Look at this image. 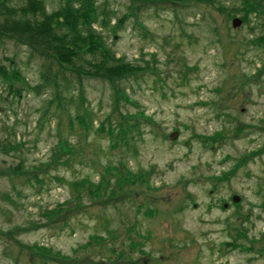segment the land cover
Masks as SVG:
<instances>
[{"label":"rangeland","instance_id":"1","mask_svg":"<svg viewBox=\"0 0 264 264\" xmlns=\"http://www.w3.org/2000/svg\"><path fill=\"white\" fill-rule=\"evenodd\" d=\"M219 1L163 0L127 19L117 35L106 32L118 56L147 67L118 84L135 105L115 104L116 84L86 79L62 86L66 113L54 86L42 85L43 60L0 39V64L19 68L28 82L12 94L0 77V168L53 163L61 139L77 153L68 164L59 162L67 156L55 157L58 164L40 173L50 185L42 192L34 179L0 170V264H264V0ZM44 2L48 11L63 4ZM107 2L119 16L128 12L129 0ZM236 18L243 21L237 27ZM83 103L94 126L78 124ZM140 111L151 120L140 117L143 137L133 148L112 146L109 132L97 130L108 116L132 121ZM214 137L215 146L205 142ZM18 142L19 150L1 151ZM122 159L148 181L127 180L111 197L99 183L84 187L83 178L100 181L105 164L112 165L109 184L118 187L114 166ZM222 170L225 181L217 177ZM58 202L64 210L49 221L46 208ZM237 242L249 249L231 244ZM35 243L46 249H32Z\"/></svg>","mask_w":264,"mask_h":264},{"label":"trees","instance_id":"2","mask_svg":"<svg viewBox=\"0 0 264 264\" xmlns=\"http://www.w3.org/2000/svg\"><path fill=\"white\" fill-rule=\"evenodd\" d=\"M61 1H63L61 7L53 11L47 10V4H45L44 0H26L28 4L20 8L0 2V16L2 17L0 20V39L9 38L17 44L26 45L30 48L31 55L38 56L43 60L45 64L43 65L42 85L54 86V100L58 101L60 106L64 107L63 101L66 99L61 93V90L64 88L62 86L69 87L71 84H76L75 82H79V84L82 85L86 79H100L108 81L111 84H116L117 88L115 90L117 95L114 99L115 104L119 106L121 101L134 104V100L129 96L126 90L118 84L130 78H136L142 75L141 73L145 72L147 67L140 65L139 61L128 60L125 55L118 56L117 52L114 51L109 44L106 32H109L111 29L113 34L117 35L118 29L120 28L119 26L127 19L133 16L136 17L145 6L155 5L163 0H129L130 5L128 7V12L121 16L116 13L115 9L110 8L111 6L107 0L103 3H99V0ZM168 1H195L198 3L217 4L219 0ZM244 2H246L248 6L258 4V0H244ZM219 3L220 8H222V3L220 1ZM19 12L21 14H18ZM114 17L116 18V23L112 26V19ZM97 26L100 27V29H98ZM0 77L7 82L12 94H20L22 87H18V85L20 84L23 86L28 83L26 76L23 75L21 70L17 67L9 70L4 65L0 64ZM81 95L82 104L84 97L83 94ZM82 109L83 114L77 115L79 126H88V124L89 126L90 124L93 125L94 112L85 106L84 103ZM63 111L68 113L66 108ZM139 114L144 116L142 112ZM126 117L127 116H124L118 123H115L113 118L108 116L97 127L99 131L109 132L111 140L113 141L112 146H118L121 143L130 146V142L135 139L134 132L139 129L140 117L136 115L132 121ZM217 135L220 137L222 133L217 132ZM211 139L212 141L205 140V142L215 146V142L219 139H217V137ZM12 145L13 147L2 145L1 151L7 153L6 150L8 148L11 150L14 149L15 151L20 149L19 142ZM58 146L59 147L54 152L55 155L52 157V159H54L53 163L41 162L38 165H33L32 169H27L23 163H20L17 166L0 168V170L3 176L15 175L16 178H23L29 183L34 179L35 185L39 186L40 192L50 189L46 177H42L40 173H45L47 171L46 168L53 164H58V161L55 160L57 156H67L65 160L59 159V162L60 164H68L73 156L77 155V153L69 147L68 140L61 139ZM229 157L230 155L227 156V158ZM111 167L112 165L110 164L102 166V171L99 173V182H94L90 177L83 178L84 187L91 188L94 184L99 183L98 187L104 189L105 194L111 197L118 194V190L123 188L127 180L131 179V181L135 182L137 179L143 177L144 181H146L145 176H148L146 172L134 174L130 170L131 168L124 164V161H120L119 166H114L116 168V170H114V175L120 174L117 179V187L115 184H109V176L112 173ZM240 167V163L235 164L231 172L234 173ZM227 172L228 171L225 170L220 171L217 175L220 181L226 179V177L230 178L229 172ZM52 178L60 183L63 182V178L60 176H54ZM105 185H107V188ZM72 186L77 190L76 193L79 191L81 192L78 187L79 183L73 182ZM18 193L21 194L20 191ZM8 197L9 196L6 195L7 199ZM80 197L82 198V196ZM9 200L12 204L17 202L10 197ZM64 205L65 204L58 202L53 208H46L48 220L53 221L54 218L58 217L59 213L64 210ZM32 224L36 225L35 222ZM239 236H245L248 239L247 234L239 233ZM14 238L17 243H20L17 237ZM261 239V241H264V235L261 236ZM257 242H259V239ZM228 244L230 245V242H225V245ZM231 244L246 250L249 249L248 246L241 242ZM31 248L34 250L35 248L39 250L43 249V251L46 249L44 245L41 246V243H36L34 246H31Z\"/></svg>","mask_w":264,"mask_h":264},{"label":"water","instance_id":"3","mask_svg":"<svg viewBox=\"0 0 264 264\" xmlns=\"http://www.w3.org/2000/svg\"><path fill=\"white\" fill-rule=\"evenodd\" d=\"M242 22L243 21L241 19L236 18V19H234L233 24H234L235 27H237V26L241 25Z\"/></svg>","mask_w":264,"mask_h":264}]
</instances>
